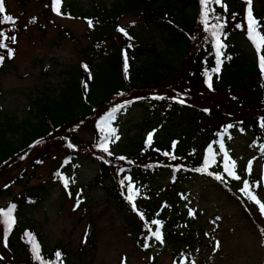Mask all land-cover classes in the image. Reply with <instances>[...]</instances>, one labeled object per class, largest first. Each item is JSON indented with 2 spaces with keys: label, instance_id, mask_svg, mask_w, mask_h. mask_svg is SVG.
Returning a JSON list of instances; mask_svg holds the SVG:
<instances>
[{
  "label": "trees",
  "instance_id": "16d2710c",
  "mask_svg": "<svg viewBox=\"0 0 264 264\" xmlns=\"http://www.w3.org/2000/svg\"><path fill=\"white\" fill-rule=\"evenodd\" d=\"M60 1L61 15L92 22L87 34L90 42L81 51L82 61L64 72L57 96L33 99L30 116L25 121L15 116L3 118L0 114V171L5 166L15 170L14 163L19 159L28 162L25 170L17 171L0 187L1 195H12L14 185L25 188L17 200H10L5 215L23 217L26 209L47 193L44 185L32 188L27 183L36 178L39 168L49 157L53 159L59 154L63 159L68 157L64 166L62 161L58 162L62 167L53 174L56 181L62 182L73 159L84 155L98 160L93 185L101 189L118 209L129 211L125 221L137 246L144 249L146 244L149 246L155 241L152 232L161 225L151 224V221L159 220L166 228L164 238L172 248V256L177 262L184 261L186 249L192 248L195 236L184 230L186 217L179 208L180 200L175 203L165 201L158 208L157 201L148 202L152 193H148L144 185L150 189L155 176L166 170L171 177L165 186L157 184L162 190L181 188L194 178H208L226 187L227 184L213 174L211 166L202 158L203 149L215 143L223 128L235 133L240 127L248 134L253 147L264 145V79L258 61H244L237 48L238 38H243L246 33L241 9L234 7L235 0H222L227 10L214 0H209L206 8L201 0H114L111 6H95L90 13L83 14L75 0ZM4 5L6 14L11 15L15 23L0 24V29L9 37L14 35L16 42L6 41L8 48L14 50L10 58L7 51L0 48V56L4 57L0 74L4 72L5 64L15 58L22 31L38 23L32 17L31 23L22 25L21 18L11 10L7 0ZM205 11L213 22L217 16L223 17L220 22L224 27L219 30V36L224 47L220 48L219 72L212 71L217 64L216 38L211 35V30H205ZM129 15L137 22L121 26L120 20ZM133 25L146 31L154 30V37L163 43L164 50H159L157 43L143 44ZM178 73L174 82L161 86ZM209 77L211 89L206 88ZM187 89L206 91L208 99L226 95L231 99L230 104L220 107L219 101L210 99L214 101L212 107L219 109L217 112L213 108H199V96L186 94ZM121 105L113 114L141 108L145 115L173 117L178 122L167 124L148 143L144 133L152 129L150 120L145 118L138 125L142 137L139 146L126 156L108 155L99 150L100 133L95 126L114 107ZM214 117H217V126L206 131L204 124ZM83 129L93 132L94 141L81 139ZM203 133L207 134L208 141L194 144ZM41 147H45L44 150ZM54 151L59 154H53ZM129 194L132 200L128 199ZM133 203L138 210H134ZM2 230L4 237L3 227ZM259 230L264 247V228ZM37 244L42 247L39 256L43 264H71L64 248L45 247L41 233L32 226L19 224L12 226L7 247L4 239L0 242V264H40L33 253ZM57 252L61 253L59 258L55 255ZM8 255L12 260H7ZM149 264H157V260Z\"/></svg>",
  "mask_w": 264,
  "mask_h": 264
},
{
  "label": "rangeland",
  "instance_id": "374dc122",
  "mask_svg": "<svg viewBox=\"0 0 264 264\" xmlns=\"http://www.w3.org/2000/svg\"><path fill=\"white\" fill-rule=\"evenodd\" d=\"M113 1L74 2L85 14L90 13L95 6H111ZM7 4L21 18L22 25L31 23L32 17L38 22L22 31L15 58L5 64L4 72L0 74L1 116H15L25 121L30 116L32 100L57 96L65 78L64 72L82 61L81 51L90 42L87 37L90 24L82 19L61 15V1L56 4L52 0H7ZM234 7L241 9L246 32L243 38H238L237 48L244 61L255 63L251 59L258 61V52L247 34L246 0H235ZM252 10L259 24L258 33L264 34V26H260L261 22L264 24V0H252ZM134 22H137L136 18L129 15L119 23L121 26H130ZM132 27L143 44L157 43L159 50H164L163 43L154 37V30H142L135 25ZM261 54H264V47ZM179 74L161 86L174 82ZM206 88L209 89V86L206 85ZM185 92L190 96H199V108H213L216 112L219 109L212 107L211 103L217 100L220 107H226L231 100L226 95L208 99L206 91L187 89ZM143 112L137 108L112 114L111 117L106 115L99 120L95 126L100 133L99 150L108 155H128L142 138L138 125L145 118L150 120L152 129L144 133L146 138L149 133L156 137L167 124L178 122L173 117L154 118ZM213 119L204 124L206 131L217 126V117ZM205 136L207 134L203 133L193 143L207 142ZM80 137L84 142L94 141V134L89 130L83 129ZM249 140L248 134L241 131L240 127L235 133L223 128L217 145L210 143L203 149L202 158L211 166L213 174L227 184L226 187L208 178H194L181 188L168 187L162 190L157 184L165 186L171 177V173L166 170L155 176L150 189L144 185L147 192L152 193L148 202L157 201L158 208L165 201L175 203L180 200L179 208L186 217L184 230L193 232L195 236L192 248L186 249L187 259L184 261L177 262L172 256V248L164 238L166 228L163 226L159 227L163 242L156 239L144 249L137 246L125 221L129 211L118 209L101 189L93 185L98 169L97 159L84 155L76 157L67 169L64 181H56L54 172L68 161V157L63 159L56 151L53 154L59 156L53 159L49 157L45 165L39 168L36 178L27 183L32 188L44 185L47 193L29 206L23 217H7L5 209L10 205V200H17L25 188L14 185L12 195L0 194V242L4 239L2 227L4 231L6 228L11 230L13 225L19 224L32 226L41 233L45 247L64 248L71 264H149L152 260H157V264H264V247L259 230L264 228V213L260 210V204L250 198L255 196L260 203H264V145L255 148ZM104 147L108 148L107 152ZM232 162H235V167ZM27 166L28 162L20 159L14 163L15 170L5 166L0 171V187ZM237 175L241 179H235ZM65 180L68 181L67 187L64 185ZM244 180L249 182L247 191H241ZM9 219L10 225L5 223ZM148 247L149 251H145ZM41 248L39 244L35 246L38 253ZM6 258L12 260L9 255Z\"/></svg>",
  "mask_w": 264,
  "mask_h": 264
},
{
  "label": "snow or ice",
  "instance_id": "6c2138e0",
  "mask_svg": "<svg viewBox=\"0 0 264 264\" xmlns=\"http://www.w3.org/2000/svg\"><path fill=\"white\" fill-rule=\"evenodd\" d=\"M214 2L217 5H221L222 7L225 8V10H227V6L223 4L222 0H214ZM54 3L59 4L60 0H54ZM209 3V0H201V4L202 6H204L205 8L207 7V4ZM247 3V8H246V21H247V34L249 39L253 42L254 47L256 48L257 52H258V67L260 69L261 72V77L262 79H264V54H261V49L262 47H264V34H260L258 33V21L254 18L253 16V10H252V0H246ZM223 20V17L217 16L216 17V22H213L209 16H208V12L205 11L204 14V24H205V30H211V35L213 37L216 38V52H217V64L216 67L214 69H212V71L214 72H219L220 69V65L222 63V61L219 59L220 57V48L224 47V45L220 42V36H219V30L222 29L224 27V24L221 23L220 21ZM4 23H10V24H14L15 23V19L11 16L6 14V9H5V5H4V0H0V24H4ZM91 21H89V24L91 26ZM238 27H241V25H238ZM119 31L124 32L123 29H118ZM126 34V33H125ZM259 35V39H257ZM11 40L12 43L16 42V37L13 35L11 37L7 36L6 32L3 29H0V48H3L7 51L8 53V57H12L14 55V50L11 48H8L6 41ZM129 47H131V45H129ZM125 72H127V54L125 53ZM228 59H231V57H228ZM4 60L3 56H0V63H2ZM85 68H87L86 65H84ZM89 79H91V76H89ZM211 77H209V82H208V86L211 89V83H210ZM85 89H87V82H85ZM119 107L121 106H116L112 109V112H110L108 115L111 117L112 114L117 111L119 109ZM231 127V126H229ZM152 136L153 133H149L148 137H147V142L150 143L152 140ZM116 139L118 140L119 137L116 136ZM36 143H40V141H37ZM103 146V145H102ZM173 147H175V144L173 145ZM221 148H223V144H221ZM104 151H108L107 147H104ZM165 155H168V153H165ZM119 159H124V157H119ZM251 164V162H249V165ZM232 166L235 167V162H232ZM235 179H241V177L234 176ZM127 179V177L125 178ZM123 183V181H122ZM68 181L65 180V186L67 187ZM243 185L244 187L241 189V191H247L249 190V182L247 180L243 181ZM130 187V186H129ZM251 199L255 200L257 203L260 204V210L262 213H264V203H260L259 200H257V198L255 196H251ZM129 200H132L133 197L131 196V194H129L128 196ZM80 201L77 202V207L79 206ZM133 208L134 210H138L135 208V204L133 203ZM190 215L192 214L191 211L189 213ZM6 224L10 225L11 224V220H6L5 221ZM151 224L154 225H161L162 226V222L159 220H152ZM9 228L5 229L4 232V246L7 247V239H8V234H9ZM151 231V229H150ZM27 235V233H26ZM152 235L157 239L162 241V237L160 234V230L159 227H157V229L152 232ZM148 245L146 244L145 247H147ZM33 253H34V258L40 261V264H43V260H40V256L39 253L36 251V249H33ZM56 257L59 258L61 256L60 252H57ZM0 259H2V257H0Z\"/></svg>",
  "mask_w": 264,
  "mask_h": 264
}]
</instances>
